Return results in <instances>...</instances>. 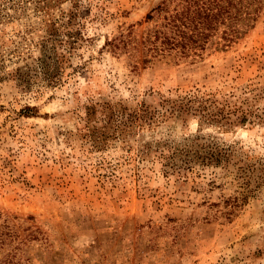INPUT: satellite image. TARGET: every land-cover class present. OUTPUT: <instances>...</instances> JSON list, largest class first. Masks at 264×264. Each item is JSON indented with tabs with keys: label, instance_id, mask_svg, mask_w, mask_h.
Masks as SVG:
<instances>
[{
	"label": "rangeland",
	"instance_id": "1",
	"mask_svg": "<svg viewBox=\"0 0 264 264\" xmlns=\"http://www.w3.org/2000/svg\"><path fill=\"white\" fill-rule=\"evenodd\" d=\"M161 1L85 0L77 42L61 46L67 29L50 40L47 25L70 2L0 0V264H264V181L237 172L264 164V0H245L248 21L222 0L226 19L198 54L152 58L142 39ZM176 91L254 116L168 119L137 135L135 159L79 136L92 101L133 107ZM196 142L237 157L182 167L172 152Z\"/></svg>",
	"mask_w": 264,
	"mask_h": 264
},
{
	"label": "trees",
	"instance_id": "2",
	"mask_svg": "<svg viewBox=\"0 0 264 264\" xmlns=\"http://www.w3.org/2000/svg\"><path fill=\"white\" fill-rule=\"evenodd\" d=\"M45 7L51 9L55 5H63L70 2L72 6L68 10H61V18L51 21L47 25L48 39H54L60 28L64 27L65 39L59 40L61 46L73 45L81 34L80 8L85 0H40ZM90 7L95 0H87ZM222 0H163L147 15V19L154 20V26L149 29L142 39V45L152 58H163L169 55L189 56L198 54L205 46L209 36V29L216 28L217 23L224 20L227 11L221 3ZM99 3V0H97ZM238 21H248L249 11L244 12L245 0H238ZM246 8V6H245ZM62 23V24H58ZM239 32L233 30L231 36L226 32L228 41ZM52 81H54L52 79ZM242 112V114H238ZM199 117L209 122L224 125L246 124L254 116L251 111L240 110L236 104L222 103L215 99L199 95H180L178 91L161 95L153 104L141 102L133 107L123 102H111L109 100L92 101L86 105L84 115L80 117L79 136L95 145H111L121 142L128 153H133V144L138 142L137 135L147 129H153L162 122L174 118L186 120L189 117ZM261 117V118H260ZM259 120L264 121V116ZM255 122V120H252ZM162 144L161 142H158ZM191 149L188 147L173 151L172 155L182 154L186 160L182 167H186L189 159L200 161L202 165L209 166L213 163L223 164L227 167L234 158L231 150L225 147L212 145L211 143L196 142ZM151 143L143 145L147 152ZM137 157V156H136ZM158 161L165 163L167 156L158 154ZM259 165V166H258ZM242 167L238 166L239 177L245 179L246 185L252 184L255 177L264 181V164ZM190 169V168H189ZM261 184V183H258Z\"/></svg>",
	"mask_w": 264,
	"mask_h": 264
}]
</instances>
